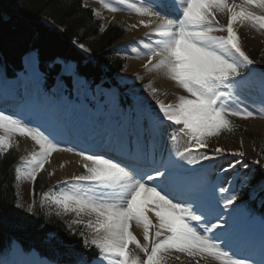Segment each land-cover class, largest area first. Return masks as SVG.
Here are the masks:
<instances>
[{"label": "snow or ice", "instance_id": "obj_1", "mask_svg": "<svg viewBox=\"0 0 264 264\" xmlns=\"http://www.w3.org/2000/svg\"><path fill=\"white\" fill-rule=\"evenodd\" d=\"M100 3L112 12L120 10L115 6L119 5L147 17L139 24L148 31L138 38L147 41L142 52H138L147 57L144 68L163 73L185 93L177 94L175 102L165 103L156 98L155 88L151 90L156 105L154 127L160 130L166 125L175 126L187 137L183 151L175 155L189 165L222 156L226 150L219 146L210 153L201 151L208 148V138L230 131L229 117L248 119L256 114L241 107L237 95L244 86V69L253 64L242 49L237 25L248 24L257 31L264 30V0L239 3L100 0ZM217 13L227 14L226 25L219 23ZM260 87L264 89V76L260 78ZM16 135L30 138L37 146L21 158L15 169L17 181L25 179L34 184L53 152H75L81 157L84 172L58 181L57 189L44 193L42 203L55 206L57 216L75 214L77 219L69 227L74 231L82 225L85 230L78 234L83 247L98 252L91 264H166L174 253L175 259L180 260L182 254L194 264L202 261L208 264L209 258L219 264H253L250 258H240L227 248L214 231L227 226V221L218 214L221 202L227 209L238 197L228 195V190L221 187L219 191L224 195L220 200H204L202 190L206 185L187 177L171 154L167 159L163 156L157 159L145 153L143 166L123 163L103 154L62 145L40 127L0 111V154L13 147ZM230 155L240 159H234L222 171L243 163L242 152ZM133 227L142 231L143 243ZM130 244L135 251L129 248ZM77 264L89 261L83 256Z\"/></svg>", "mask_w": 264, "mask_h": 264}, {"label": "rangeland", "instance_id": "obj_2", "mask_svg": "<svg viewBox=\"0 0 264 264\" xmlns=\"http://www.w3.org/2000/svg\"><path fill=\"white\" fill-rule=\"evenodd\" d=\"M81 2L82 5L90 7L92 11L95 10L98 15L93 13L105 23L117 24L126 30L112 44V48L117 50L119 56L125 60L123 70L116 74L117 85L107 87L98 84L92 87L75 74L72 62L61 61V73L71 77L72 87L67 89L63 80L57 77L51 89L45 92L41 88V75L37 68L35 56L33 53H29L24 57L23 71L19 72L14 79H6L0 68V87L3 82L4 84L6 83L5 86L7 88L9 85L15 86L8 89L15 91L12 94L18 95V99L13 104L0 105V110L6 108L9 111L7 114L17 116L31 126L40 127L51 136L57 134L58 131L65 132L66 134H62L63 136L65 135L64 139L69 144L75 145L78 150L81 148L74 144L73 138H76V142L82 141V143L88 144H90L89 141L103 145L109 142L117 148H126L127 155L139 153L143 156L147 153L150 157L155 155L158 158L163 156L167 159L171 154L172 158L178 162V166L183 168L187 177L194 181H202L206 185L202 190V198L204 200H220L224 195L219 191L221 187L228 190V195L233 194L248 178L252 166L262 164L258 148L264 144V89L260 87L258 77L255 75L245 77L244 86L237 91L241 102L240 106L247 107L248 110L254 111L256 114L248 119L229 117L232 122V129L223 131L218 136L208 138V148L201 150L202 152L210 153L219 146L226 150L225 153L213 161L189 165L186 160H181L175 155L177 151H183L187 143V137L179 133L178 128L175 126L169 127L166 125L157 130L152 119L156 111L155 99L151 95L153 88L157 90L156 98L161 99L165 103L175 102L177 94L185 93L178 89L174 82L173 88L167 89L165 85L149 77L150 74H147V70L144 68L147 57L146 55L138 54V52H142L143 43L147 42L138 38L143 37L145 33L141 31L142 33L135 34L133 32L135 23L127 26L117 21V13L138 15L124 10L119 5L115 6L120 10L112 12L104 8L100 0H81ZM231 2L232 0H229V3ZM239 2L240 0H237V3ZM216 15L220 24H227L226 13H217ZM237 31L240 36L242 49L253 60L264 47V30L257 31L250 25L245 24L243 26L237 25ZM216 34L224 35L225 33ZM133 40H136V43H132ZM80 49L85 54L89 53L85 46L83 48L80 47ZM129 59L138 60L141 65L138 62L139 65H134L132 68L128 62ZM127 96L132 103H129ZM246 131L252 135V139ZM173 136L176 137L175 140L172 139ZM32 142L30 138L19 135L14 136L13 146L17 156L12 168L15 174V169L21 163V158L35 150L32 148ZM127 150L130 152L128 151V153ZM234 151L244 154L243 163L235 169H230L227 172L222 171L234 159H240L238 156L233 157L230 155ZM70 153L75 154V152ZM256 161L259 163H256ZM46 166L45 164V168L42 171L47 174L51 184L58 181L62 182L65 178L84 172L82 162L78 164L77 169L72 172L64 171L66 173L61 176L50 174L51 172L47 170ZM30 184V180L21 179L18 181L20 206L25 209L29 207L31 202ZM262 187L263 182L259 181L249 189V192L255 195ZM50 206L57 210L55 206L51 204ZM218 214L227 221V226L214 231L225 242L226 247L233 250L231 248L233 246L232 242H236L239 246L238 252L250 253L245 256L247 258L253 256L258 258L257 256H259V260L264 264L263 221L257 215L249 213L243 206L235 202L227 209L223 208L221 202ZM64 216L70 221L77 219L74 213H67ZM134 234L141 243L144 242L140 229L137 228ZM13 244L9 247V256L3 258V262L13 264L16 260L21 262L24 259L28 260L27 262L30 264H33V262L41 264L40 260H35L33 253L24 254L23 258L20 255L23 252L21 253L20 248ZM237 245L235 246L236 248ZM129 248L135 251L134 245L130 244ZM236 248H234L235 251L233 252L237 251ZM175 255L174 253L169 256L166 264H194V261L182 254L180 260L175 259ZM237 256L244 258L240 255ZM41 261L43 262V259ZM216 262L209 258L208 264H219V262ZM201 264H203V261Z\"/></svg>", "mask_w": 264, "mask_h": 264}, {"label": "trees", "instance_id": "obj_3", "mask_svg": "<svg viewBox=\"0 0 264 264\" xmlns=\"http://www.w3.org/2000/svg\"><path fill=\"white\" fill-rule=\"evenodd\" d=\"M125 31L102 21L81 0H0V66L7 77H15L23 69L24 57L34 52L46 91L57 77L68 89L72 87L71 77L61 73V61L72 62L75 74L92 87L117 85L116 74L123 70L125 60L112 44ZM81 44L88 54L80 49ZM252 61L244 72L253 68L264 75V47ZM258 149L262 164L252 166L248 178L233 194L238 197L236 204L264 220V144ZM15 160L14 146L0 154V254L16 240L24 250L34 248L56 264H77L83 256L88 261L98 257L95 248L83 247L78 234L85 230L82 225L73 231L69 227L72 220L57 216L50 203H42L44 193L57 189V183L51 184L44 171L31 185L32 211L20 206L12 168ZM259 181L263 187L250 194L249 189Z\"/></svg>", "mask_w": 264, "mask_h": 264}, {"label": "bare ground", "instance_id": "obj_4", "mask_svg": "<svg viewBox=\"0 0 264 264\" xmlns=\"http://www.w3.org/2000/svg\"><path fill=\"white\" fill-rule=\"evenodd\" d=\"M118 16H117V21L124 24V25H131V24H134L136 25V27H134V33L135 34H138V33H146L148 31L147 28H145L144 26L140 25L139 24V21L141 19H147V17H140V16H133L131 14H125V13H117ZM142 31V32H141ZM143 35V34H142ZM127 38V37H125ZM142 61H145V60H142ZM129 65L133 68L134 65H137L138 64V60H135V59H129ZM139 64L141 65V63L139 62ZM138 64V65H139ZM144 64V63H143ZM147 74H150L149 77L151 78H154L156 79V81L160 82L161 84L165 85V87L167 89L169 88H173V82L171 80H169L168 78H166L163 73L161 72H158V71H155V70H152V71H149L147 70L146 71ZM1 84V83H0ZM6 84V83H5ZM11 87H15V86H12V85H9L8 88H11ZM15 89V88H14ZM15 91L13 90H9L7 89V92L5 93V95H7V99H11V100H17L18 98V95L17 94H12L14 93ZM0 101L4 102L2 100V98H0ZM36 114V113H35ZM37 116V115H36ZM46 122V121H45ZM58 123V122H57ZM36 124V123H35ZM65 127V126H64ZM45 129V128H44ZM61 129V128H60ZM43 130V129H42ZM54 134V133H53ZM57 136H58V139L59 141L63 142V143H68L67 141H65L62 137V134H66L65 132H62V131H58L57 132ZM90 143V141H89ZM94 143H92L93 145ZM32 148L36 149L37 146L34 144V142H32ZM71 146H75V145H72L70 144ZM68 144V146H70ZM97 145V144H96ZM128 146V144H126ZM115 146V145H114ZM106 147L108 148H111L112 146L110 145H107ZM106 147H103V149H106ZM126 148L124 149H121L120 151V148L119 149H116L117 152L115 151V153H122V155L124 156L125 155V158H130V159H134L133 157L135 155H127L126 154ZM120 155V154H118ZM122 156V157H123ZM81 162V157H79L78 155L74 154V153H70V152H66V151H56V152H53L52 155L49 157V160H47L45 162V164L47 165V170L51 172V174L55 175V176H61L63 174H65L66 172H72L74 171L75 169H77V166L78 164H80ZM63 165V167L61 166ZM66 171V172H64ZM137 228L133 227V231H135ZM223 229V228H221ZM217 231V230H216ZM230 240V239H229ZM228 240V242L230 243V241ZM14 245V244H13ZM232 245L231 248H233L232 251H235L234 248H236L235 246L237 245L236 242H232ZM263 246V245H262ZM18 248V247H17ZM237 254L240 253V251L238 252V249H239V246L237 245ZM20 251V250H19ZM242 252V251H241ZM23 258H24V254H20ZM33 255L35 256V260L38 259V257L36 256V254L33 253ZM28 261V260H27ZM26 260H22L21 262L16 260L13 262V264H30L28 263ZM44 262V260H43ZM217 263V262H216ZM33 264H37L36 262H33ZM218 264V263H217Z\"/></svg>", "mask_w": 264, "mask_h": 264}]
</instances>
